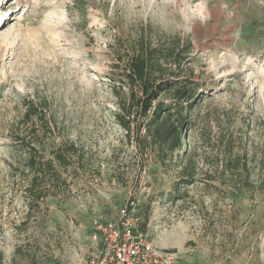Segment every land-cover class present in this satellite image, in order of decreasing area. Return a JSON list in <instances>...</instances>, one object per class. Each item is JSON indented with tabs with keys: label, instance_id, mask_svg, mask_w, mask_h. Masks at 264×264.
<instances>
[{
	"label": "rangeland",
	"instance_id": "374dc122",
	"mask_svg": "<svg viewBox=\"0 0 264 264\" xmlns=\"http://www.w3.org/2000/svg\"><path fill=\"white\" fill-rule=\"evenodd\" d=\"M140 37L189 43L181 67L200 84L163 162L140 117L129 137L113 117L110 78L127 93ZM229 139L249 187L221 173ZM184 154L195 181L176 190ZM131 197L184 264H264V0H0V264H87L95 225Z\"/></svg>",
	"mask_w": 264,
	"mask_h": 264
},
{
	"label": "trees",
	"instance_id": "16d2710c",
	"mask_svg": "<svg viewBox=\"0 0 264 264\" xmlns=\"http://www.w3.org/2000/svg\"><path fill=\"white\" fill-rule=\"evenodd\" d=\"M175 41V45L159 49L140 37L136 44L131 46V52H126V68H123L120 74V79L126 80V94L121 90L118 91L114 84L115 79L110 78L112 81L110 91L117 105V112L113 114L114 119L129 137L135 117H140L144 123L142 125L145 129L144 138H148L156 145V153L162 162L168 155L182 149L181 133L187 130L190 124V112L201 94L200 84L194 80L192 72L181 67L182 55L188 49L189 43L184 46L178 38ZM115 59L123 60L121 56ZM161 96H165L166 99H160ZM24 115L35 116L38 115V111L32 107ZM137 131L140 132L141 127H137ZM225 147L226 150L221 158V173L231 179L229 184L231 188L249 187L251 184L248 169L246 164L240 163L239 155L233 154L230 139ZM70 150L73 151L72 148H67L66 153ZM55 155L59 163L67 165L63 154L55 153ZM183 159L184 162L179 171V182L175 183L176 190L179 186L193 184L195 181L196 170L193 164L191 165L192 158L184 154ZM29 161L28 166L31 167L30 165L35 162L30 159ZM45 165L46 163L36 162L34 182L37 176L45 175ZM242 168L245 174L237 179L235 173ZM39 197V195L36 196L37 199ZM141 226L144 228L145 220H142Z\"/></svg>",
	"mask_w": 264,
	"mask_h": 264
},
{
	"label": "built area",
	"instance_id": "2783aa9c",
	"mask_svg": "<svg viewBox=\"0 0 264 264\" xmlns=\"http://www.w3.org/2000/svg\"><path fill=\"white\" fill-rule=\"evenodd\" d=\"M138 201L131 197L114 220L95 225L96 246L87 264H184L175 252L159 249L142 228Z\"/></svg>",
	"mask_w": 264,
	"mask_h": 264
}]
</instances>
